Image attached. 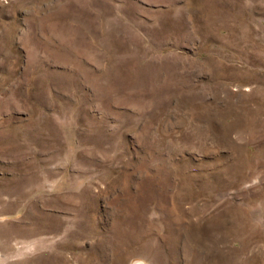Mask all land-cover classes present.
I'll return each mask as SVG.
<instances>
[{
	"label": "rangeland",
	"instance_id": "rangeland-1",
	"mask_svg": "<svg viewBox=\"0 0 264 264\" xmlns=\"http://www.w3.org/2000/svg\"><path fill=\"white\" fill-rule=\"evenodd\" d=\"M0 264H264V0H0Z\"/></svg>",
	"mask_w": 264,
	"mask_h": 264
}]
</instances>
